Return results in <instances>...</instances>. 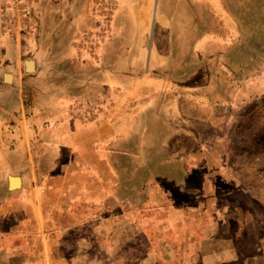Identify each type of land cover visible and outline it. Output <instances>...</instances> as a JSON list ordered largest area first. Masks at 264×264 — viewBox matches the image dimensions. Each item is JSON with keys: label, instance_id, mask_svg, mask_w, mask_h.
Returning a JSON list of instances; mask_svg holds the SVG:
<instances>
[{"label": "crops", "instance_id": "1", "mask_svg": "<svg viewBox=\"0 0 264 264\" xmlns=\"http://www.w3.org/2000/svg\"><path fill=\"white\" fill-rule=\"evenodd\" d=\"M220 13L225 31L213 34L223 47L212 59L213 81L243 67L222 61L240 31L224 8ZM44 14L33 15L30 36L0 33V264H260L262 207L229 187L211 151L224 143L198 131L197 81L182 78L175 63L150 80L144 91L167 98L147 104V125L117 117L71 121L59 94L62 58L45 70L34 59L31 69L21 65L24 54L44 45L53 53L67 49L40 38L42 18L55 17ZM130 132L133 152L114 159L108 146ZM145 164L157 169L136 167Z\"/></svg>", "mask_w": 264, "mask_h": 264}, {"label": "rangeland", "instance_id": "2", "mask_svg": "<svg viewBox=\"0 0 264 264\" xmlns=\"http://www.w3.org/2000/svg\"><path fill=\"white\" fill-rule=\"evenodd\" d=\"M39 2L42 5L37 6ZM36 6L38 14L55 15L42 18L40 38L52 44L54 37L67 49L53 53L44 45L41 52L24 54L21 65L28 69L29 62L32 68L34 59L45 70L53 58H62L66 77L58 93L71 121L88 124L117 117L147 125L148 117L141 115L147 104L152 100L161 106L167 96L149 94L144 87L167 75L172 71L168 66L175 63V72L198 83L197 128L205 139L224 143L211 151L221 159L229 187L260 205L264 217V0H26L20 21L26 30L12 39L32 34ZM223 8L240 37L229 38L226 31L233 41L228 49L233 51H227L222 61L234 65L243 61V67L213 81L212 59L222 54L216 49L223 48L216 42L225 31L218 20ZM183 88L188 85L179 88L187 92ZM152 127L156 132L159 125ZM133 136L121 134L108 146L109 154L123 159L127 149L132 151ZM157 151L150 150V156ZM136 167L146 173L157 169L148 164ZM255 261L251 263H259Z\"/></svg>", "mask_w": 264, "mask_h": 264}, {"label": "built area", "instance_id": "3", "mask_svg": "<svg viewBox=\"0 0 264 264\" xmlns=\"http://www.w3.org/2000/svg\"><path fill=\"white\" fill-rule=\"evenodd\" d=\"M26 0H0V33L9 37L21 35L26 28L21 26L25 17Z\"/></svg>", "mask_w": 264, "mask_h": 264}, {"label": "water", "instance_id": "4", "mask_svg": "<svg viewBox=\"0 0 264 264\" xmlns=\"http://www.w3.org/2000/svg\"><path fill=\"white\" fill-rule=\"evenodd\" d=\"M27 68H28V69H31V65H30L29 62H28Z\"/></svg>", "mask_w": 264, "mask_h": 264}]
</instances>
